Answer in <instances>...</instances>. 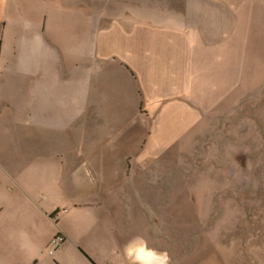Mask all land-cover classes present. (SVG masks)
Instances as JSON below:
<instances>
[{"label": "crops", "instance_id": "crops-1", "mask_svg": "<svg viewBox=\"0 0 264 264\" xmlns=\"http://www.w3.org/2000/svg\"><path fill=\"white\" fill-rule=\"evenodd\" d=\"M262 25L264 0H0V264H122L129 179L234 96ZM116 108L109 154L70 136Z\"/></svg>", "mask_w": 264, "mask_h": 264}, {"label": "rangeland", "instance_id": "rangeland-1", "mask_svg": "<svg viewBox=\"0 0 264 264\" xmlns=\"http://www.w3.org/2000/svg\"><path fill=\"white\" fill-rule=\"evenodd\" d=\"M239 58L244 73L234 96L206 105L164 156L129 179L122 194L125 244L142 235L173 264H264V50H241ZM119 112L84 115L70 136H90L109 154L101 143L105 133L122 129ZM106 163L116 170L122 153ZM89 246L102 259L112 255L105 241Z\"/></svg>", "mask_w": 264, "mask_h": 264}, {"label": "clouds", "instance_id": "clouds-1", "mask_svg": "<svg viewBox=\"0 0 264 264\" xmlns=\"http://www.w3.org/2000/svg\"><path fill=\"white\" fill-rule=\"evenodd\" d=\"M123 250L129 264H173L172 257L166 250L150 247L148 240L142 235L130 239Z\"/></svg>", "mask_w": 264, "mask_h": 264}, {"label": "built area", "instance_id": "built-area-1", "mask_svg": "<svg viewBox=\"0 0 264 264\" xmlns=\"http://www.w3.org/2000/svg\"><path fill=\"white\" fill-rule=\"evenodd\" d=\"M64 239L63 237L61 236H58L57 238H55L53 241H52V246L55 247L57 246L60 242H62Z\"/></svg>", "mask_w": 264, "mask_h": 264}, {"label": "water", "instance_id": "water-1", "mask_svg": "<svg viewBox=\"0 0 264 264\" xmlns=\"http://www.w3.org/2000/svg\"><path fill=\"white\" fill-rule=\"evenodd\" d=\"M126 259H127V257H126ZM127 261H128V259H127ZM129 262V261H128Z\"/></svg>", "mask_w": 264, "mask_h": 264}]
</instances>
